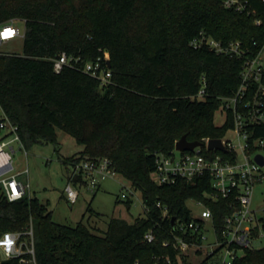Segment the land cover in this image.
<instances>
[{
    "label": "trees",
    "instance_id": "16d2710c",
    "mask_svg": "<svg viewBox=\"0 0 264 264\" xmlns=\"http://www.w3.org/2000/svg\"><path fill=\"white\" fill-rule=\"evenodd\" d=\"M254 5L264 16L263 4ZM12 18L24 21L25 34L21 53L0 56V121L6 116L17 126L25 149L51 143L59 152L57 130L71 135L83 149L65 158L66 164L109 158L117 174L141 192L145 215L132 222L111 217L97 233L83 221H54L48 203L28 192L9 200L0 184V235L32 224L36 264H193L172 245L174 233L181 234L173 229L175 221L192 220L187 200H201L220 230L231 211L228 201L205 197L212 191L207 175L158 184L151 174L157 155L168 154L183 135L191 141L221 138L232 124L230 113L223 112L220 125L214 118L239 84L242 60L194 48L191 40L203 32L252 47L263 37L262 26L224 8L221 0H0V22ZM63 52L82 62L107 52L111 83L101 86L81 67L65 65L56 72L53 59ZM202 76L206 94L198 97ZM250 131L264 139V125ZM125 203L129 208L131 199ZM261 223L264 231V218ZM148 231L155 235L152 242L144 238ZM0 264L34 263L10 258ZM198 264H210L209 258ZM234 264H264V247L246 250Z\"/></svg>",
    "mask_w": 264,
    "mask_h": 264
},
{
    "label": "built area",
    "instance_id": "2783aa9c",
    "mask_svg": "<svg viewBox=\"0 0 264 264\" xmlns=\"http://www.w3.org/2000/svg\"><path fill=\"white\" fill-rule=\"evenodd\" d=\"M255 2L262 3L264 10V0H221L224 8L249 15L253 17L254 24L262 26L263 37L261 40L254 39L252 47L243 45L240 40L223 43L203 32L190 43L194 48H207L216 54L242 60L237 88L232 95L222 99L223 112L230 113L232 117L231 126L219 138L224 149L209 148L211 137L202 138L199 145L192 150H179L174 146L168 154L157 155L151 174L153 181L158 184H173L178 180L193 182L200 176L207 175L212 191L205 192V197L212 200L219 197L227 199L231 211L223 217L220 230L212 221L211 209L201 200L195 201L202 205L200 215L194 216L189 222L176 220L174 224L173 229L181 234L174 233L173 247L186 253L189 249L197 252L210 246V264H234L246 250H256L253 241L258 238L260 231H263L261 222L264 218V196L254 205V191L257 186H264V165L255 160V155L261 153V148H264V139L252 138L250 131L252 126L264 125V16L259 14ZM19 20L21 19L12 18L0 22V44L24 37L25 31L22 32L16 25ZM8 53L10 52L0 50V56ZM104 61H108L107 52L103 57L86 62H82L80 56H69L63 52L53 59V67L56 72L65 65L81 67L97 78L101 86L106 87L111 83L112 72ZM205 84V77L202 76V86L196 96L202 97L206 94ZM0 128L11 132V137L0 141V184L7 198L12 201L28 192V185L17 177L19 173H10L13 170L12 142H21L16 133L17 126L6 116L0 121ZM228 132L233 133L238 141L234 142L232 138H228ZM69 166L70 178L65 186V193L71 205L78 200L79 187L85 186L95 191L101 180L113 178L117 174L107 157L82 159L69 163ZM75 176L81 177L77 184L74 182ZM122 196L127 197L124 193ZM163 212L166 214V208H163ZM211 233L214 241L207 242ZM23 234L27 235L28 240L21 239ZM186 236L190 239H186ZM144 238L152 242L155 235L148 231ZM170 243L164 240L162 244L168 246ZM219 250H224L229 258L224 256L212 261ZM10 258L36 264L32 224L24 232L5 231L0 235V259ZM167 262L170 263V259ZM154 264H158V261Z\"/></svg>",
    "mask_w": 264,
    "mask_h": 264
},
{
    "label": "rangeland",
    "instance_id": "374dc122",
    "mask_svg": "<svg viewBox=\"0 0 264 264\" xmlns=\"http://www.w3.org/2000/svg\"><path fill=\"white\" fill-rule=\"evenodd\" d=\"M16 25L22 32L25 31L23 20H19ZM22 47L23 38L0 44V50L8 52L21 53ZM214 121L217 125L222 124L223 111L219 110L215 113ZM6 132V129H1L0 137ZM57 137L61 144L59 152L51 143L34 144L25 149L18 141H13L14 151H11L13 170L10 172L20 173V180L28 185V193L48 203V209L52 212L54 221L72 226L83 221L92 228H96L97 233H102L106 230L111 217H122L132 222L136 217L145 215L141 192L133 189L130 182L120 174L101 180L95 191L85 186L79 187L78 200L71 205L65 193L70 166L64 162V159L80 152L83 145L60 129L57 130ZM227 137L232 138L234 142L238 141L231 132L227 133ZM260 151L264 156V148ZM123 193L127 197H123ZM262 196H264V186L260 185L254 191V205L261 201ZM128 197L131 199L129 208L125 203ZM187 206L194 216L200 215L202 205L197 204L195 200H187ZM207 226L210 228L208 223ZM212 241H214V236L211 233L207 242ZM253 246L256 249L264 247V231H260L258 238L253 241ZM211 249L210 246L197 252L189 249L186 254L193 264H198L203 259L209 258L207 256ZM224 256L229 258L224 250H219L215 258L211 260L216 261Z\"/></svg>",
    "mask_w": 264,
    "mask_h": 264
},
{
    "label": "water",
    "instance_id": "95a60500",
    "mask_svg": "<svg viewBox=\"0 0 264 264\" xmlns=\"http://www.w3.org/2000/svg\"><path fill=\"white\" fill-rule=\"evenodd\" d=\"M200 141L198 140H188L185 135H183L180 139H178L175 142V148L179 150H192L195 146L199 145ZM209 148H217V149H224V146L221 143V140L219 138H211L209 141ZM255 160L261 164L264 165V156L261 153H257L255 155ZM175 218H172V221L174 222Z\"/></svg>",
    "mask_w": 264,
    "mask_h": 264
},
{
    "label": "crops",
    "instance_id": "0c3cea01",
    "mask_svg": "<svg viewBox=\"0 0 264 264\" xmlns=\"http://www.w3.org/2000/svg\"><path fill=\"white\" fill-rule=\"evenodd\" d=\"M6 130H7V129H6ZM7 132H8V130H7ZM7 132H6V133H7ZM19 176H20V173H19V174H18V176H17V177H18V179H20V178H19Z\"/></svg>",
    "mask_w": 264,
    "mask_h": 264
}]
</instances>
